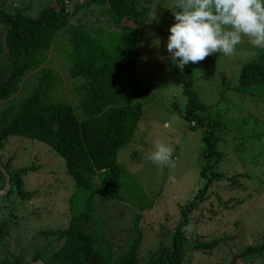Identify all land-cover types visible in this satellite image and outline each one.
<instances>
[{
    "label": "rangeland",
    "instance_id": "obj_1",
    "mask_svg": "<svg viewBox=\"0 0 264 264\" xmlns=\"http://www.w3.org/2000/svg\"><path fill=\"white\" fill-rule=\"evenodd\" d=\"M83 1L63 2L69 24L75 27L96 17L97 7L93 4L77 9L70 16ZM176 2L139 0L147 10V17L134 71L147 92L140 98L143 111L131 141L116 153V161L125 169L123 189L130 196L124 199L96 196L94 203L95 217L104 222V234L120 254L132 236L133 188L138 186L142 190L151 207L141 212L139 221L142 233L139 262L160 245L169 244L173 228L181 220L180 209L202 183L198 177L199 155L204 147L202 129L191 127L181 116L185 103L181 78L166 48L169 28L175 23L173 11L180 10L175 9ZM48 5L58 8L54 0H0L3 11L10 14L21 11L30 17ZM3 36L4 25L0 22V76L5 78L11 63L4 53ZM67 44L64 30L58 31L45 53V61L24 75L13 97L22 99L32 90L37 69L43 66L56 76L49 99L68 102L74 108L79 97L74 88L80 81L68 75ZM257 50L245 37L233 56L215 53L207 62L192 66L195 78L192 90L207 106L209 114L220 113L223 122L215 144L222 157L214 169L223 176L210 184L204 201L188 215L182 228L185 253L182 264H227L231 260L233 264H264V250L242 258L237 256L246 246L259 245L264 240V94L251 97L230 89L236 84L241 65L251 60ZM171 104L176 105L175 110ZM158 143L174 148V167L157 166L149 160ZM0 158L3 162L9 160L11 168L32 167L22 176V187L30 197L21 200L14 194L6 196L7 192L0 195V219L9 210L16 217V223L8 224L3 238L6 254L22 251L26 260L34 252L48 256L60 241L38 232L67 225V200L74 191L64 161L45 143L13 135L4 142ZM215 239H222L215 247L194 248L198 243Z\"/></svg>",
    "mask_w": 264,
    "mask_h": 264
},
{
    "label": "trees",
    "instance_id": "obj_2",
    "mask_svg": "<svg viewBox=\"0 0 264 264\" xmlns=\"http://www.w3.org/2000/svg\"><path fill=\"white\" fill-rule=\"evenodd\" d=\"M54 1L58 8L48 5L33 17L21 11L7 13L0 6L4 53L11 63L5 78L0 76V150L7 137L13 135L43 142L63 159L74 185L67 200L68 222L61 229L39 231L44 237L55 236L60 244L48 256L34 252L26 260L22 251L6 254L3 238L8 224L16 223L15 215L9 210L0 219V264H27L37 259L44 264H182L185 257L182 228L188 222V215L204 201L210 184L223 176L214 170L222 157L215 148L219 140L217 132L223 126L220 113L210 115L192 90L194 64H187L183 72L176 66L185 97L181 116L191 127L202 129L204 147L198 170L202 183L180 209L181 220L174 226L169 244L160 245L140 262L137 259L142 238L139 221L141 212L149 209L151 202L133 185L132 236L117 254L104 234V222L95 217L94 203L96 196L114 199L130 196L123 189L125 169L116 161V153L131 141L143 111L140 98L147 88L136 79L134 64L146 27L147 10L139 0H85L74 7L70 16L77 9L93 4L97 7L96 17L75 27L69 24L64 12L65 3L71 0ZM60 30H64L70 46L65 50L68 75L80 81L74 88L79 96L74 108L68 102L49 99L56 76L53 70L43 66L37 69L32 90L22 99L14 98L24 75L45 61V53ZM230 89L251 97L264 94V49L258 48L251 60L241 65L236 84ZM171 107L176 109L175 104ZM0 165L9 175L6 196L14 194L21 200L30 197L22 187V176L32 167L11 168L10 161L3 162L1 158ZM3 181L0 172V189ZM221 240L201 242L194 248H212ZM263 250L264 240L259 245L246 246L237 256L242 258ZM227 264H233V260Z\"/></svg>",
    "mask_w": 264,
    "mask_h": 264
},
{
    "label": "clouds",
    "instance_id": "obj_3",
    "mask_svg": "<svg viewBox=\"0 0 264 264\" xmlns=\"http://www.w3.org/2000/svg\"><path fill=\"white\" fill-rule=\"evenodd\" d=\"M174 7L180 10L173 11L166 48L181 72L215 53L233 56L245 37L264 49V0H177ZM173 153V147L158 143L148 158L174 167Z\"/></svg>",
    "mask_w": 264,
    "mask_h": 264
},
{
    "label": "water",
    "instance_id": "obj_4",
    "mask_svg": "<svg viewBox=\"0 0 264 264\" xmlns=\"http://www.w3.org/2000/svg\"><path fill=\"white\" fill-rule=\"evenodd\" d=\"M0 172L4 177L3 186L0 189V195L5 194L9 188H10V182H9V175L7 171L0 165ZM27 264H44V262L40 259H37L35 261H30Z\"/></svg>",
    "mask_w": 264,
    "mask_h": 264
}]
</instances>
